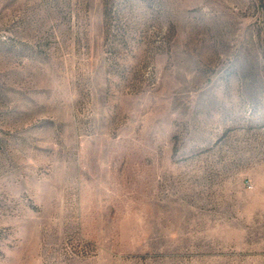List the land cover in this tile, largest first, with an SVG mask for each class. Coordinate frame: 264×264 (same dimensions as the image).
Segmentation results:
<instances>
[{"label":"rangeland","instance_id":"374dc122","mask_svg":"<svg viewBox=\"0 0 264 264\" xmlns=\"http://www.w3.org/2000/svg\"><path fill=\"white\" fill-rule=\"evenodd\" d=\"M0 264H264V0H0Z\"/></svg>","mask_w":264,"mask_h":264}]
</instances>
